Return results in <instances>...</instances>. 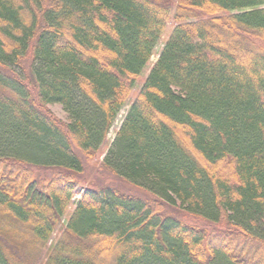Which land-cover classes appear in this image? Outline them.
<instances>
[{"label":"trees","instance_id":"1","mask_svg":"<svg viewBox=\"0 0 264 264\" xmlns=\"http://www.w3.org/2000/svg\"><path fill=\"white\" fill-rule=\"evenodd\" d=\"M170 2L0 0V264H264V0Z\"/></svg>","mask_w":264,"mask_h":264},{"label":"rangeland","instance_id":"2","mask_svg":"<svg viewBox=\"0 0 264 264\" xmlns=\"http://www.w3.org/2000/svg\"><path fill=\"white\" fill-rule=\"evenodd\" d=\"M170 4H171L172 11H173L175 6H176V0H171ZM172 27H173V22L170 19L169 22L166 24V28H165V31L163 33V36L161 37L159 43L157 44V46L154 49L153 56L151 57V59H150L149 63L147 64L144 72L142 73V75L136 80L135 86L129 95V100L127 103H130L133 100L134 96L137 94L139 87L141 86L146 75L148 74V71L152 67L154 61L156 60L157 54L160 51L164 40L169 35ZM28 64H29L28 61L22 60L21 67L16 68L15 69L16 72H18L21 75H24V74L28 75V72H29ZM44 108L47 111H49L55 119H57L63 123L67 122V120H68L67 115L62 110L61 106H59L57 104H50V105L45 106ZM126 109H127V106H125L121 110V112L119 113V115L116 119V122L114 123L113 127L109 131L108 136L105 139L104 143L102 144L98 154L91 161L85 163L86 164L85 169L81 175H74V177L78 181L80 186L83 188L84 187H90V186L91 187L112 186L113 188H115V189H117L123 193L132 194V195H135L136 197H140V198H143L146 200V199H150L152 197L149 193L142 190L141 188H138L136 186H133L129 183H126V182L118 179L117 177L108 173L107 171H105L101 167V161H102L103 155H104L106 149L108 148V146L110 145V143L114 137V132L118 128V126L122 120V117L124 116ZM34 173L40 177L41 176L50 177L53 172L50 170H39L38 169V170H34ZM72 208H73V204H71L69 206V211H71ZM164 210L167 213H169V214H171V215H173L179 219H182L183 221L204 227V223L200 219L194 218L193 216L188 215L187 213H185L181 209L179 210L177 208H171L169 206L168 207L165 206ZM57 236H58V233H55L52 236V240L57 238Z\"/></svg>","mask_w":264,"mask_h":264}]
</instances>
